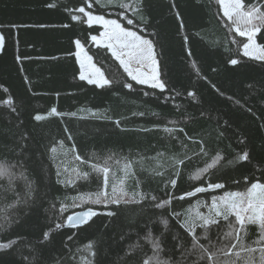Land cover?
Wrapping results in <instances>:
<instances>
[{
	"label": "trees",
	"instance_id": "obj_1",
	"mask_svg": "<svg viewBox=\"0 0 264 264\" xmlns=\"http://www.w3.org/2000/svg\"><path fill=\"white\" fill-rule=\"evenodd\" d=\"M130 2L0 0V165L10 169L0 176V244H12L0 251V264H155V256L213 264L192 250L193 237L180 223L197 212L209 215L213 197L264 183V61L244 56L247 38L235 33L218 0H139L137 22L154 40L167 85L152 89L131 81L110 49L91 41L103 28L90 27L78 12L91 4L86 11L116 19L119 5ZM244 3L264 13V0ZM77 39L110 85L79 79ZM256 42L264 46V29ZM128 82L132 89L123 86ZM37 114L44 119L36 121ZM244 153L249 158L239 160ZM93 165L107 166L106 189L122 185L131 202L81 204L105 190ZM215 183L224 187L193 190ZM186 192L193 194L179 199ZM89 208L98 214L86 224L64 227ZM219 219L207 240L203 228L195 229L210 254L228 253L217 254L215 264H247L249 257L261 264L264 230L245 225L243 245L255 249L249 253L234 232L227 236L235 218Z\"/></svg>",
	"mask_w": 264,
	"mask_h": 264
},
{
	"label": "snow or ice",
	"instance_id": "obj_2",
	"mask_svg": "<svg viewBox=\"0 0 264 264\" xmlns=\"http://www.w3.org/2000/svg\"><path fill=\"white\" fill-rule=\"evenodd\" d=\"M218 2L223 8V15L232 22L231 26L234 27L235 33L241 37L247 38V43L243 44L244 56H253V54L258 51L260 54L254 58L264 60V46L257 45L255 40L256 35L264 29V13L261 12L260 6L256 4L245 5L244 0H218ZM134 3H139V0H133V2L127 4H120L119 8L122 9V11L117 13L116 19L106 18L105 15L102 14H94L91 10L86 11V7L90 9L91 4L79 7L78 12L83 14L84 22L90 27L92 25H99L103 28V32L100 33V36L106 41L103 46L111 50V55L119 61L124 72L127 73V76L130 77L131 81L140 85H148L152 89L165 91L167 85L165 81L161 79L159 71L160 62L156 57V45L152 38L146 37L142 34L140 27L142 21L137 22L135 15L138 11H142V5L140 8H137L133 6ZM129 12L133 13V15L129 16ZM176 14L179 18V12ZM71 19L79 21L81 20V16L73 15ZM240 25H244V28L242 29ZM181 27H183L182 20ZM90 39L97 46L100 45V39L97 35L91 36ZM183 39L187 41L188 37L184 36ZM3 42L4 37L0 35V48L3 47ZM74 43L76 48L80 49L75 55L80 57L81 52L84 49V44H82L79 39L75 40ZM92 59L91 56L85 55L84 58L80 60V67L82 69L90 68L91 71H89L87 75L82 71L79 75V79L87 80L88 83L97 85L101 88L110 85L112 81L105 77L104 72L99 67L94 63H85V61L91 62ZM146 61L151 62V70L141 71V68L145 65ZM239 62L240 61L237 59H230L229 61L232 65H237ZM123 86L132 89L133 83L128 82ZM191 95H195V93H191ZM13 111H15V109H13ZM51 114L62 115L57 112L56 108L51 109ZM34 119L40 121L44 119V116L37 114L34 116ZM117 123L119 122L117 121ZM53 151L55 150L53 149ZM248 158V153H244L239 157V160L244 161ZM126 167H130V165H126ZM93 168L96 171L103 173V184L106 189L108 185L109 168L107 166L99 167L97 165H93ZM8 175H10L9 167L0 165V176ZM85 175H87V173H85ZM171 183L174 185L175 181L173 180ZM207 187L220 189L223 188L224 185L215 183L209 184ZM193 190L194 192L202 193L206 191V188L194 186ZM192 194V192H186L181 195L179 199L183 200L186 197H190ZM93 195L95 197L94 203L104 204L105 206L109 203L119 206L122 200H124L125 203L131 202L125 200V197L129 194L124 191L123 188H117L115 186H113L111 194L106 190H103ZM91 198L92 197L89 196V199ZM152 199L155 200V197H152ZM168 202L169 201L166 199L162 201V204L166 205ZM156 207H161V204H157ZM97 214L98 213L91 208L86 211L74 213L67 218L69 226H83L91 217ZM107 214L115 215L113 212ZM172 216L177 219V221H180L181 219L179 213L173 212ZM230 217L235 218V223H230L229 227L231 230L227 233V236L233 235L234 232L235 239L241 250L249 253L254 252L255 249L244 247L241 232L244 230L246 224L255 225L259 229L264 230V183H252L251 187L248 188L245 193L229 192L219 198L213 197L211 207L209 208V215L205 216L200 212H197L195 216L189 215L182 223H180V227L192 235V250L198 251L206 260L212 259L213 264H215L214 257L217 254L223 253L224 255H227L228 253L224 252V249L221 248L218 249L217 253L210 254L209 248L200 243V237L196 236L195 229L197 226L203 228L205 230L203 235L207 240L209 226L219 224V218H222L224 221H229ZM197 222H199V224ZM163 223L167 225V219H164ZM236 224H238L239 227H236ZM57 227H60V225H57ZM43 235L50 239L49 233H43ZM146 239L151 240L153 248L157 253L162 250L160 242L153 240L151 234H149ZM237 244H231L230 246L235 248ZM11 247V242L0 244V251L11 250ZM89 248H91V245H89ZM236 255L239 257V253ZM154 259L155 264H174V261H169L167 259L161 261L158 256H155ZM143 264H148V261H144ZM221 264H235V261H225L221 262ZM247 264H253L251 257H249ZM261 264H264V248H261Z\"/></svg>",
	"mask_w": 264,
	"mask_h": 264
},
{
	"label": "rangeland",
	"instance_id": "obj_3",
	"mask_svg": "<svg viewBox=\"0 0 264 264\" xmlns=\"http://www.w3.org/2000/svg\"><path fill=\"white\" fill-rule=\"evenodd\" d=\"M221 9H222V12H223V8H222V6H221ZM226 19L228 20V18L226 17ZM229 22H231L230 20H228ZM232 23V22H231ZM241 26V28L243 29L244 28V25H240ZM234 28V27H233ZM99 37V39H100V45L99 46H101V47H104L103 46V44L104 43H106V41L104 40V38L102 37V36H98ZM246 38V37H245ZM255 40H256V37H255ZM93 42V41H92ZM94 43V42H93ZM95 44V43H94ZM256 44H257V42H256ZM96 45V44H95ZM258 45V44H257ZM97 46V45H96ZM1 49L2 48H0V51H1ZM77 51H80V49H78L77 48ZM111 51V50H110ZM260 53L257 51L256 53H254L253 54V56H246V57H249V58H254L255 56H257V55H259ZM85 55H87V56H89V54L87 53V50L84 48L83 49V51L81 52V55H80V57H77V59H78V62H79V64H80V60L81 59H83L84 58V56ZM254 59H256V58H254ZM257 60H261V59H257ZM264 61V60H263ZM119 62V61H118ZM85 63L86 64H89V63H94V61H93V59H92V61L91 62H89V61H85ZM95 64V63H94ZM96 65V64H95ZM97 66V65H96ZM98 67V66H97ZM151 70V62L150 61H146L145 62V65L141 68V71H150ZM82 71H84L85 72V74L87 75L88 74V72L89 71H91V69L90 68H88V69H82L81 68V72ZM115 187H117V188H123V186L122 185H118V186H115ZM109 194H111V191H112V189L111 190H107V189H105ZM124 190V189H123ZM237 192H240V191H237ZM245 192H247V190L246 191H241V193H245ZM226 193H229V192H225V193H223V194H221V195H219V196H217V198H219V197H222V196H224ZM92 198L91 199H89V197L88 198H86V199H84L83 201H81V204H83V205H88V204H96V203H94V199H95V197L94 196H91ZM126 199H128V197H125V200ZM124 201V200H123Z\"/></svg>",
	"mask_w": 264,
	"mask_h": 264
},
{
	"label": "water",
	"instance_id": "obj_4",
	"mask_svg": "<svg viewBox=\"0 0 264 264\" xmlns=\"http://www.w3.org/2000/svg\"><path fill=\"white\" fill-rule=\"evenodd\" d=\"M211 190H215V188H209V189H207L206 191H211ZM206 191H204V192H206ZM88 210V209H87ZM82 211H86V210H81V211H77V212H82ZM95 211V210H94ZM77 212H75V213H77ZM96 212V211H95ZM73 215V214H72ZM89 221V220H88ZM65 228H75V227H71V226H69V222L67 221V223L65 224V226H64ZM78 227H80V226H78Z\"/></svg>",
	"mask_w": 264,
	"mask_h": 264
}]
</instances>
